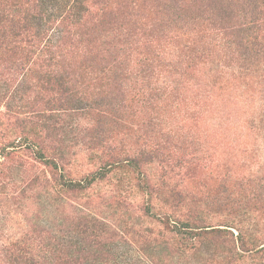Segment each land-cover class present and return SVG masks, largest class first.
Wrapping results in <instances>:
<instances>
[{
    "label": "trees",
    "instance_id": "trees-1",
    "mask_svg": "<svg viewBox=\"0 0 264 264\" xmlns=\"http://www.w3.org/2000/svg\"><path fill=\"white\" fill-rule=\"evenodd\" d=\"M41 3L0 0V63L21 76L28 71L52 117L47 130L59 122L55 153L36 141L28 146L57 171L60 195L80 199L124 165L138 176L131 193L144 203L141 212L150 215L159 206L153 214L159 229L130 228L148 262L176 264L207 243L223 248L230 264H264V175H222L215 187L192 189L206 159L194 135L183 132L175 88L160 81L162 67L177 73L206 63L236 68L243 78L259 74L264 0H74L79 13L74 8L50 20ZM44 19L47 27L40 31ZM50 26L58 35L47 40ZM185 40L175 64L166 47ZM74 147L95 168L78 180L65 170ZM151 168L159 173L156 179L148 174ZM125 194L112 189L109 197L129 206ZM245 217L254 221L251 233L241 225ZM29 228L22 238L0 243V264H126L113 257L120 235L103 218H77L76 241Z\"/></svg>",
    "mask_w": 264,
    "mask_h": 264
},
{
    "label": "rangeland",
    "instance_id": "rangeland-1",
    "mask_svg": "<svg viewBox=\"0 0 264 264\" xmlns=\"http://www.w3.org/2000/svg\"><path fill=\"white\" fill-rule=\"evenodd\" d=\"M41 5L47 20L58 19L70 9L75 8V14L80 10L74 0H42ZM45 22H40L38 30L47 27ZM57 33L58 29L50 26L47 40L56 38ZM186 41L166 47L165 52H170L175 64L180 60V43ZM29 66L37 70V65ZM161 69L160 81L175 88L176 94L172 93L180 109L183 132L194 135L199 155L206 159L196 173L192 189L215 187L222 175L233 180L254 174L263 176L264 66L259 74L249 78L240 77L236 68L232 72L210 63L192 69L176 68L177 73H167L171 70L166 67ZM33 85L28 71L21 76L10 64L0 63V243L22 238L29 227L45 228L60 241H76L77 218H103L120 235L111 250L116 261L151 264L139 251L130 228L159 229L161 222L153 215L159 206L153 214L141 212L144 203L131 193L139 183L138 176L124 165L109 181L93 185L80 199L60 195L57 171L43 164L36 157L35 148L28 146L36 141L42 148H50V152L60 148L59 122L53 131L47 130L52 117L44 110L43 93ZM130 120L137 123L135 117ZM69 144L73 146V142ZM69 156L65 169L69 178L78 180L94 171L87 153L78 147L70 148ZM148 174L153 179L159 175L154 168ZM112 189L126 192L130 205L110 199ZM211 215L214 216L210 213L209 218ZM218 219L211 220V225H216ZM253 222L245 217L241 225L251 233ZM176 264L230 263L223 248L198 243L192 253L179 256Z\"/></svg>",
    "mask_w": 264,
    "mask_h": 264
}]
</instances>
